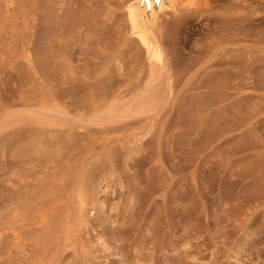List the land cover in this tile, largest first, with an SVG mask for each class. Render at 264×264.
<instances>
[{"label": "rangeland", "instance_id": "374dc122", "mask_svg": "<svg viewBox=\"0 0 264 264\" xmlns=\"http://www.w3.org/2000/svg\"><path fill=\"white\" fill-rule=\"evenodd\" d=\"M129 1L0 0V264H264V0L165 13L154 80Z\"/></svg>", "mask_w": 264, "mask_h": 264}, {"label": "bare ground", "instance_id": "6f19581e", "mask_svg": "<svg viewBox=\"0 0 264 264\" xmlns=\"http://www.w3.org/2000/svg\"><path fill=\"white\" fill-rule=\"evenodd\" d=\"M5 6H9V0H4ZM15 2V1H14ZM22 2V1H21ZM206 0H131L127 3L125 7L124 18L126 22V32L124 36H127L128 39L135 43L137 50L140 51L143 55L144 64L147 68V74L149 79L154 80L157 77H160L164 68H165V53L162 46V38L160 39V18L165 13H170L173 17H180V14H189V15H199L203 12L209 10V3ZM19 3V2H18ZM15 4V3H14ZM20 4V3H19ZM89 5V4H88ZM17 6V5H16ZM22 6V5H21ZM123 6V5H122ZM10 8V7H9ZM8 8V10H10ZM13 8V7H12ZM21 8V7H20ZM84 8V7H83ZM4 10V9H3ZM6 10V8H5ZM14 10V9H13ZM16 10V9H15ZM15 12V11H14ZM13 12V13H14ZM17 12V10H16ZM5 13V12H4ZM12 13V12H11ZM18 13V12H17ZM30 14V13H29ZM11 15V14H10ZM28 16V15H27ZM170 16V15H169ZM14 20V19H13ZM30 22V21H29ZM22 23V22H21ZM31 23V22H30ZM163 23V22H162ZM162 25V24H161ZM35 26V25H33ZM15 28V27H14ZM33 28V27H32ZM119 36V35H118ZM123 38V37H122ZM162 42V43H161ZM3 45V44H2ZM4 46V45H3ZM10 47V46H9ZM27 47V46H26ZM11 50V49H10ZM29 50V49H28ZM6 52V51H5ZM12 52V51H11ZM25 52V51H24ZM119 54V53H118ZM130 54V53H129ZM25 55V54H24ZM120 55V54H119ZM10 56V55H9ZM22 56V55H21ZM33 56V55H32ZM122 58V57H121ZM168 58V57H167ZM12 59V58H11ZM29 59L27 54L26 60ZM136 59V57H135ZM33 60V58H32ZM17 61V60H16ZM28 61V60H27ZM30 61V59H29ZM118 61H120L118 59ZM129 61V59H128ZM168 61V60H167ZM127 63V62H126ZM131 63V62H130ZM168 63V62H167ZM30 64V63H29ZM28 64V65H29ZM120 64V63H119ZM133 64V63H132ZM25 65V64H24ZM36 65V64H35ZM169 65V64H168ZM16 66V65H15ZM108 66V65H107ZM116 66V65H115ZM114 66V67H115ZM144 68V66H143ZM117 69L120 70V67L117 66ZM112 70V69H111ZM144 70V69H143ZM121 71V70H120ZM146 71V70H145ZM111 72V71H110ZM130 73V72H129ZM142 73V72H140ZM168 73V72H167ZM128 74V73H127ZM21 75V74H19ZM39 76V75H38ZM132 77V76H131ZM141 77V76H140ZM111 78V77H109ZM121 78V77H120ZM146 79V78H145ZM28 80V79H27ZM150 80V81H151ZM161 80V79H160ZM24 82V81H23ZM138 82V81H136ZM154 82V81H153ZM21 83V82H20ZM35 83V82H34ZM162 83V82H161ZM22 84V83H21ZM151 84V83H150ZM108 85V84H107ZM153 85V84H152ZM155 85V84H154ZM21 86V85H20ZM23 87V86H22ZM148 87V86H147ZM146 87V88H147ZM21 88V87H20ZM116 90V89H115ZM155 90V89H154ZM161 90V89H160ZM100 91V90H99ZM172 91V90H171ZM101 92V91H100ZM104 92V91H103ZM114 93V92H113ZM152 93V92H151ZM93 94V93H92ZM156 94V92H155ZM154 95V94H153ZM155 96V95H154ZM152 97V96H151ZM109 98V97H108ZM138 98H140L138 96ZM92 99V98H91ZM101 99V98H100ZM148 100V99H147ZM146 100V101H147ZM87 101V100H86ZM144 101V100H143ZM89 102V101H87ZM147 103H150L149 101ZM142 104V103H141ZM123 105V104H122ZM155 105V104H154ZM146 107V106H145ZM88 110V109H87ZM108 110V109H107ZM108 112V111H107ZM31 131V130H30ZM36 132V131H35ZM38 132V131H37ZM54 140V139H53ZM34 141V140H33ZM36 141V140H35ZM38 145V144H37ZM26 147V146H25ZM38 147V146H36ZM49 147V146H48ZM26 149V148H25ZM31 149V148H30ZM39 149V148H38ZM23 151V150H22ZM38 154V153H37ZM25 159V158H24ZM42 168V167H41ZM50 173V172H49ZM53 177V176H52ZM55 179V178H54ZM61 179L59 178V181ZM63 180V179H62ZM49 181V180H47ZM28 183V181H27ZM56 183V182H55ZM53 184V183H52ZM57 185V183H56ZM60 186V185H59ZM24 187V186H23ZM62 187V185H61ZM76 187V186H75ZM83 187V186H82ZM64 190V189H62ZM19 191V190H18ZM75 197V206L76 209L83 207V200L79 195V192H76ZM83 194V193H82ZM15 197V195H14ZM17 199V198H16ZM18 200V199H17ZM30 200H27V202ZM39 201V200H38ZM7 202V201H6ZM25 202V201H24ZM23 202V203H24ZM3 203V202H2ZM9 203V201H8ZM42 203V202H41ZM10 204V203H9ZM18 204V203H17ZM8 206V205H7ZM23 206V205H22ZM15 207V206H14ZM10 208V207H9ZM40 209V208H39ZM59 209V208H58ZM58 212V211H57ZM21 208L17 205L12 210L8 211L6 215L3 216L1 225L7 227H12L17 224L21 217ZM29 213V212H28ZM1 214V213H0ZM36 214V213H35ZM58 214V213H57ZM55 215V214H54ZM59 216V215H58ZM28 217V216H27ZM2 218V217H1ZM35 220V219H34ZM20 223V222H19ZM70 223V222H69ZM23 224V223H22ZM49 224V223H48ZM57 224V222H56ZM3 226V228H4ZM57 227V226H55ZM8 228V230H9ZM48 228V227H47ZM12 229V228H11ZM55 229V228H54ZM44 230V229H43ZM36 231V230H35ZM28 233V232H27ZM39 233V232H38ZM43 233V232H42ZM70 233V232H69ZM27 235V234H26ZM60 236V235H59ZM16 237V236H15ZM37 237V236H36ZM44 237V236H43ZM51 238V237H50ZM33 239V237H32ZM54 239V238H53ZM32 241V240H31ZM35 241V240H34ZM3 242V241H2ZM1 242V243H2ZM13 242V241H12ZM26 243V242H25ZM47 243V242H46ZM24 245V244H23ZM26 245V244H25ZM37 245V244H36ZM6 247V246H5ZM26 247V246H25ZM57 247V246H56ZM30 248V247H29ZM35 248V245H34ZM33 248V252L34 249ZM24 249V248H23ZM22 249V250H23ZM4 251V249H2ZM27 252V250H25ZM24 251V252H25ZM30 251V250H28ZM23 254L25 255V253ZM17 253V252H16ZM19 253V252H18ZM27 252L26 254H28ZM30 252L29 254H31ZM37 253V252H36ZM20 255L22 253H19ZM18 254V255H19ZM17 255V256H18ZM26 257H30L27 255ZM25 258V257H23ZM30 259V258H28ZM32 259V258H31ZM19 261V260H18ZM23 261V260H22ZM27 261V259L25 260ZM30 262V260H28ZM46 261V260H45ZM17 262V260H14ZM3 263V262H2ZM18 263V262H17ZM18 264H25L23 262ZM27 264V263H26Z\"/></svg>", "mask_w": 264, "mask_h": 264}]
</instances>
